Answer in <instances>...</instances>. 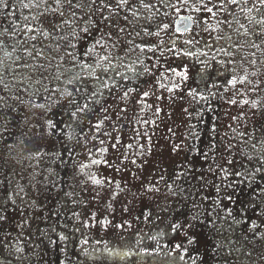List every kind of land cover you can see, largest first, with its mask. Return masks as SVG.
<instances>
[{
    "label": "rangeland",
    "instance_id": "1",
    "mask_svg": "<svg viewBox=\"0 0 264 264\" xmlns=\"http://www.w3.org/2000/svg\"><path fill=\"white\" fill-rule=\"evenodd\" d=\"M10 3L17 4V7L11 9L17 17L28 14L27 10L19 7L18 0H10ZM236 14L239 23L244 24L250 32L253 28L258 29V26L248 22L239 9H236ZM187 16L193 17V26L189 33L181 37L177 43L180 49L191 51L194 55L172 58V53L166 51L165 58L161 59L159 65V74L167 77L163 81L165 84L171 87L172 82L181 83V90H177L175 99H172L173 94L160 90L156 85V80L150 76H144L139 81L130 79L124 82L126 86L138 87L141 92L155 91L156 95H163L166 98L164 100L157 101L155 96H150L147 100L148 104L163 108V112L159 117H155L154 109H145L141 112V105L130 104L127 114L129 119L117 123L118 131H112V128L107 125L104 128V131L112 133V137H120L122 145L132 143L133 152L136 151L135 145L137 144L146 146L143 156L129 155V159H136L138 163L141 160L145 161L143 168L128 164L129 171L116 172L113 168L104 165L93 166L85 170L96 174L98 178L107 177L120 181L122 186L131 188L133 192L137 191V188L132 185L135 184L138 187L141 181L145 184L159 181L160 194L152 195L151 199L145 197L142 200H134L131 205L133 208L131 214L122 211L123 203L132 200L131 195L118 198L114 202V210H110L107 207L106 196L95 197L94 189L91 185L83 183L86 177L79 171L81 164L89 163L90 153L96 154L91 158H100L97 149L101 147L108 148L106 159L120 163L117 157L121 153L114 151L110 146L113 142L112 137L97 136L93 140L95 130H90L88 123L82 125L83 133L76 128L72 140H68L65 135L72 131L67 128L56 136L41 135L42 126L37 123L39 109L33 108L32 105L48 103L51 94L46 93L44 89L57 87L55 77L71 68L68 60L61 63L59 57L63 55V52L54 54L46 50L47 59H33L26 55L22 45H16V50L13 51L15 40L8 36L0 37L5 42V47L0 48V181H3L0 183V195L5 189L14 192L19 190L18 186L23 187L28 193L24 196L22 204L25 209L23 218L29 222L23 229L17 228L15 225L21 220V216L10 209L9 215L12 219L0 223V264H61V261L64 264H133V262L135 264H193L189 256L197 257L196 264H264V260L259 259L260 255L264 254V242L246 240L242 231V228L246 226L232 225L229 227L230 222L223 219V212L219 213V218L216 215L211 217L214 224L209 223L206 210L212 208L210 201H204L198 210L200 220L203 222L195 223L188 230L190 234L196 236L198 242L189 247L188 255L180 261L181 253L174 249V245L183 240V235L176 236L167 232L166 225L171 219H178L181 222H184L186 218L191 219V215L197 210L192 208L191 198L180 205L178 212H173L166 218V214L156 206L157 203L163 204L164 202L163 194L167 192L164 187L165 180L171 184L177 166L196 157L195 152L187 150L173 152L174 144L181 143L207 150L211 135L209 129L213 124L216 127L217 140L227 134L228 137H236L232 143H238L241 138L237 133H251L255 127L264 123V117L260 114L253 115L247 106H232L225 102L228 97L232 96V92L224 91L225 76L217 74V70L224 71L219 61L234 59L235 64L231 67H235L238 74H242L243 69L246 68L249 73H256V76H249L253 84L264 81V55L257 51L256 57L250 56V53L256 50L250 47V43H246V41L260 43L262 37L243 36V29H240L239 24L235 22L232 27L221 25L219 31L204 32L202 30L204 25L201 21L206 18V14L193 12L190 9L182 10L180 16H174L166 22L175 24L178 18ZM223 18L220 16L217 19L222 20ZM228 18L232 19L231 16ZM11 19H16V17ZM16 22L17 24L23 23L22 19ZM209 22L215 25L216 19ZM8 25L9 20L0 15V28ZM193 34L199 43L184 44L183 40ZM217 36L222 38L217 40ZM161 38L168 41V36L163 33ZM169 46H171L170 42ZM221 47L232 52L233 57L224 56L219 51ZM6 51L11 55L5 56ZM136 55L138 53L126 57L124 63L128 64L135 60ZM156 55L159 56V52ZM151 56L152 53H148L147 56L141 55V58L148 64L147 57ZM213 56L216 58L215 61L212 60ZM17 57H22V59H17ZM251 59H257L255 67L249 64L248 61ZM155 60L156 57H153L152 62L154 63ZM200 61L204 63L201 64ZM169 67L177 68L178 71H183L186 67L189 70V80L180 81L168 71ZM204 67H207L208 77L197 83L199 81L196 74L197 69ZM72 70L80 71L79 69ZM118 70L131 76V73H127L124 67H119ZM115 79L119 81L120 78L115 77ZM93 83L88 81L80 86L91 89ZM59 86L63 87L62 84ZM237 87L241 92L248 91L250 88L247 85ZM190 88H198L208 97V100L198 98L193 100L187 94ZM213 92L218 93V96H212ZM244 98H264V84H261L260 89L255 93L248 91V95ZM108 103L113 104L114 101L109 98ZM115 103L119 101L116 100ZM185 108L191 113V119L184 113ZM242 111L247 113L248 119L238 122L231 119L232 116ZM198 112L200 115H197ZM52 118L56 121L67 120L60 109L53 111ZM138 118L147 121L156 120L157 123H137ZM90 120L95 123L96 116H91ZM189 125H195V127L190 129ZM228 125H232L236 132L234 133ZM137 129L141 134L148 133L151 137L150 145L146 138L136 135ZM169 129L172 131L170 132ZM190 131L199 133L200 139L190 136ZM101 139L105 141L103 145L99 143ZM77 140L80 143H77ZM149 147L150 152L147 150ZM124 150L126 149H121V151ZM37 153H40L39 157ZM121 167L123 168V165ZM133 173L138 179H133ZM161 174L164 175L165 180H160ZM177 184L192 190L191 185L184 181H177ZM209 192L215 195V191L209 188L202 192L201 196ZM66 193H71V195H66ZM33 201H36V205H33ZM73 201L77 203L74 204ZM17 203L21 204L19 198H17ZM168 203L172 208L176 207L175 198L170 197ZM149 209L153 213L150 219L141 216V212ZM180 212L182 214H179ZM74 213H79V218ZM92 213L96 214L95 221L90 219ZM137 217L140 218L137 219ZM158 217L162 218L163 222ZM105 219L111 221L107 227L98 223ZM83 221L95 223V227L85 228ZM124 221L131 226L125 224L123 229L115 227ZM51 228H55L56 232L53 233ZM38 229L47 230L53 239L56 238L57 233L62 232L69 237V240L59 242L55 246L48 245L46 239L41 243V234ZM83 240H87L88 243L82 244ZM61 243L66 246V254L59 250ZM217 244L220 245L219 249H216ZM17 247L24 251L17 252ZM145 249L151 254H142ZM125 251L131 254L121 258ZM248 252H252L251 260L247 256Z\"/></svg>",
    "mask_w": 264,
    "mask_h": 264
},
{
    "label": "snow or ice",
    "instance_id": "2",
    "mask_svg": "<svg viewBox=\"0 0 264 264\" xmlns=\"http://www.w3.org/2000/svg\"><path fill=\"white\" fill-rule=\"evenodd\" d=\"M18 5L27 10L28 14L17 17L16 13L11 11L12 8L17 7V4L10 3V0H0V15L9 20L8 26L0 28V37L8 36L15 40L13 51L16 50V45H22L24 52L30 58L47 59L46 50L54 54H59L62 51L63 55L59 57L61 63L66 60L71 63V68L55 77L58 83L57 87L44 89L46 93L51 94L48 98L49 102L32 105L33 108L39 109L37 123L42 126V136H56L67 128L72 131L65 133V135L68 140H72L76 128H79L80 132L83 133L82 125L88 123L90 130H95V134L92 136L93 140L97 136L112 137L111 132L104 131L105 126H110L112 131H118L117 123L129 119L127 114L130 104L141 105V112L145 109H154L153 115L159 117L163 108L148 104L147 100L150 96H155L157 101L166 98L163 95H156L155 91L141 92L138 87L126 86L124 82L130 79L139 81L144 76H150L156 80V85L160 90L173 94L172 99H175V93L177 90H181V83L172 82L171 87L165 84L163 81L167 77L159 74V65L161 59L165 58L166 51L172 53V58L194 55L191 51L180 49L177 43L181 37L189 33L188 23L180 26L166 22L174 16H180L184 9L206 14V18L201 21L204 25L202 29L204 32L219 31L221 25L232 27L233 22H235L239 24L240 29H243V36L262 37L260 43L254 41H246V43H250V47L256 50L251 52L250 56L256 57L257 51L264 55V0H18ZM236 9L244 14L250 24L258 26V29L253 28L250 32L244 24H240ZM220 16L224 18L222 20L217 19ZM229 16L232 19H229ZM12 17H16V19H11ZM20 19L23 23L17 24L16 20ZM181 19L193 22L192 16L181 17ZM212 19H216L215 25L209 22ZM162 33L168 36V41L161 38ZM221 38L220 36L216 37L217 40ZM169 42L171 46H169ZM183 43L192 45L199 43V41L193 34L184 39ZM3 47H5V42L0 39V48ZM219 51L226 57H233V53L224 47H221ZM158 52L159 56L156 55ZM137 53L135 60L128 64L124 63L126 57ZM148 53H152V56L147 57L149 63L146 64L141 55L147 56ZM10 55L11 53L5 52V56ZM153 57H156L154 63L152 62ZM17 59H22V57H17ZM215 59L213 56L212 60L215 61ZM248 62L255 67L257 59H251ZM200 63L203 64L204 62L200 61ZM219 63L224 67V71L217 70L219 76H225L224 84L226 87L224 91L232 92V96L228 97L225 102L232 106H247L253 115L260 114L264 117V98H244L248 95V91L257 92L264 81L253 84L249 76H256V73H249L246 68L243 69L242 74H238L237 69L231 67L235 64L234 59L222 60ZM119 67H124L127 73H131V76L121 73L118 70ZM72 69H79L80 71H73ZM113 70L115 71L113 72ZM168 71L182 82H187L190 78L189 70L186 67L183 71L169 67ZM110 73L113 74L110 75ZM196 74L199 77L197 83L204 81L208 77L207 67L198 68ZM115 77H119V81ZM88 81L94 82L91 89L80 86ZM61 84L63 85L62 88L59 86ZM238 85H247L250 88L248 91L241 92L237 87ZM187 94L193 100L197 98L204 101L208 100V97L198 88L188 89ZM211 95L218 96V93L213 92ZM109 98L114 101L113 104L108 103ZM116 100L119 103H115ZM55 109H60L67 120H54L52 113ZM183 111L191 119V113L188 112V109L185 108ZM93 115L96 116L95 123L90 120ZM197 115L200 113L198 112ZM231 119L238 122L248 119V116L246 112L242 111L232 116ZM136 122L157 123L156 120L147 121L139 118ZM193 127L195 125H189L190 129ZM228 127L232 128V125H228ZM169 131L172 130L169 129ZM232 131L235 133L236 129L232 128ZM209 133L211 135L207 150L181 143L174 144L173 152L187 150L188 152H195L196 157L177 166L171 184L165 180L163 174L160 176V180H165L164 187L167 192L163 194V204L157 203L156 206L166 214L165 218L173 212H178L180 205L190 198L192 199V208L197 210L191 215V219L186 218L184 222L171 219L166 225L167 232L176 236L183 235V240L174 245V249L181 253L179 255L180 261H183L188 255L189 247L198 242L196 236L190 234L188 230L195 223L203 222L200 220L198 210L204 201H210L212 206L211 209L206 210L210 224H214L211 219L213 215L219 218V213L223 212V219L230 222L229 227L232 225L246 226L242 228L246 240L264 242V230H262L264 229V123L255 127L251 133H237L241 138L238 143H232L236 137H228L227 134L217 140L215 124L209 129ZM136 135L146 138L148 144H151V137L147 132L141 134L137 129ZM189 135L194 139H200L199 133L190 131ZM112 141L111 148L121 153L117 157L120 163L106 159L108 148L101 147L97 149L100 158H91L96 154L90 153L89 163L81 164L79 171L81 175L86 177L83 183L91 185L94 189L95 197L106 196L107 207L110 210H114L113 205L118 198L131 195L132 200H127L122 207L124 213L131 214L133 211L131 205L134 200H142L145 197L151 199L152 195L160 194L159 181L147 184L141 181L138 187L135 184L132 185V187L137 188V191L133 192L131 188L122 186L120 181L107 177L98 178L96 174L86 172V169L99 165L113 168L116 172L129 171L128 164L143 168L145 161L141 160L138 163L136 159H129V155L143 156L146 150L144 144L135 145L136 151L133 152L134 145L132 143L122 145L120 137H112ZM77 143L80 141L77 140ZM99 143L103 145L105 141L101 139ZM122 148L126 150L121 151ZM147 150L150 152V147ZM36 155L39 157L40 153ZM132 176L133 179H138L135 173ZM177 181L190 184L192 190L177 184ZM209 188L215 191V195L213 196L209 192L207 195L201 196V193ZM18 189L14 192L5 189L0 195V223L12 219L9 215L11 209L21 216V220L15 226L23 229L29 224L23 218L25 209L22 207L24 196L28 193L23 187L18 186ZM66 195L70 196L71 193H66ZM170 197L175 198V208H172L168 203ZM17 198L21 204L17 203ZM32 203L36 205V201ZM73 203L77 202L73 201ZM74 215L79 218V213H74ZM152 215L150 209L141 212V216L146 219H150ZM139 218L137 217V219ZM90 219L95 221L96 214L92 213ZM158 219L163 222L162 218L158 217ZM98 223L107 227L111 221L105 219L98 221ZM82 224L85 228L95 227V223L88 221H83ZM125 224L128 222L124 221L115 227L123 229ZM128 226L131 225L128 224ZM38 231L41 234V243L46 239L47 244L51 246L69 240V237L62 232L57 233L56 238L53 239L47 230L38 229ZM51 231L55 233L56 229L51 228ZM81 243L87 244L88 241L83 240ZM219 247L220 245L217 244L216 249ZM59 250L66 254V246L63 243H61ZM253 250L255 251V249ZM16 251L23 252L24 249L17 247ZM109 251L111 252V250ZM130 254L129 251H125L121 258ZM142 254L150 255L151 253L145 249ZM247 256L251 260L252 252H248ZM199 258L203 259V257ZM189 259L192 260L193 264H196L197 257L189 256ZM259 259L264 260V254H261ZM61 264L64 262L61 261Z\"/></svg>",
    "mask_w": 264,
    "mask_h": 264
},
{
    "label": "water",
    "instance_id": "3",
    "mask_svg": "<svg viewBox=\"0 0 264 264\" xmlns=\"http://www.w3.org/2000/svg\"><path fill=\"white\" fill-rule=\"evenodd\" d=\"M184 23H188L189 29L191 28L192 22L184 21V20L181 19V17L177 19V21L175 22V25L183 26Z\"/></svg>",
    "mask_w": 264,
    "mask_h": 264
},
{
    "label": "flooded vegetation",
    "instance_id": "4",
    "mask_svg": "<svg viewBox=\"0 0 264 264\" xmlns=\"http://www.w3.org/2000/svg\"><path fill=\"white\" fill-rule=\"evenodd\" d=\"M174 25H175V24H174ZM192 26H193V22H192ZM192 26H191V28H192ZM191 28H190V29H191ZM190 29H189V30H190Z\"/></svg>",
    "mask_w": 264,
    "mask_h": 264
}]
</instances>
